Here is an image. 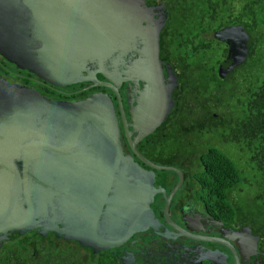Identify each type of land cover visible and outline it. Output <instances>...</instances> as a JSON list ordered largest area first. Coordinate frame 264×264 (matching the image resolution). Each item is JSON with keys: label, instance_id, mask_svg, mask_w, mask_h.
Returning <instances> with one entry per match:
<instances>
[{"label": "flooded vegetation", "instance_id": "flooded-vegetation-1", "mask_svg": "<svg viewBox=\"0 0 264 264\" xmlns=\"http://www.w3.org/2000/svg\"><path fill=\"white\" fill-rule=\"evenodd\" d=\"M145 1L149 7L163 4L160 0ZM168 14L166 7L159 45L165 87L172 94L173 104L158 128L139 138L143 128L135 127L140 121L136 109L144 82L136 72L127 64L107 71L98 67L68 71L58 77L43 72L47 68L37 62L40 44L32 40L29 10L19 0H0V148H6L13 164L20 167L18 198L25 197L26 166L33 175L36 168L46 164L88 171L86 176L76 175L78 178L72 182L60 176L54 178L53 195L71 202V215H59L57 227L61 233L53 230L45 217L39 228L3 239L0 250L6 243L24 242L26 264H46L48 244L56 243L87 248L103 264H264V218L253 210H236L238 191L230 193L234 210L214 206V196L218 194L209 192L201 183L206 167L202 157L208 149L222 152L217 144L224 143L238 155L232 143L224 139L238 127V118L228 111L190 110L192 97L184 93L181 85V77L187 73L185 61L172 56L167 37L171 29ZM223 44L228 51V44ZM169 69L176 76L173 88ZM134 140L137 152L132 147ZM203 143L205 147L201 149ZM152 164L176 169L155 168ZM114 165L128 166L129 173L151 180L147 207L153 214L144 219L140 216L133 224V232L117 246L102 248L96 236L86 240L88 245L66 239L68 229L75 236L80 218L91 222L96 216L94 207L100 200L95 198L102 190V180L96 173ZM119 168L98 215L95 235L103 239L111 237L110 216L118 202H112L111 196L120 194L114 191L116 178L123 173ZM181 177V185L173 192ZM131 188L134 190L136 184ZM133 193L138 196L140 190L136 188ZM61 201H56V208H64ZM117 204L126 211L125 202ZM139 204L129 206L128 211L141 209ZM51 208L48 204L47 209ZM15 248L16 245L12 250Z\"/></svg>", "mask_w": 264, "mask_h": 264}, {"label": "water", "instance_id": "water-1", "mask_svg": "<svg viewBox=\"0 0 264 264\" xmlns=\"http://www.w3.org/2000/svg\"><path fill=\"white\" fill-rule=\"evenodd\" d=\"M19 1L29 10L30 22L33 26L32 40L40 44L36 51L37 62L44 64L47 68L42 69L43 72L58 77L65 76L68 71L80 72L91 68L96 69V67L101 71H107L109 68L127 64L144 82L143 93L140 96L141 103L136 109L140 121L135 127L139 125L143 128L138 137L142 138L158 128L173 104L172 94L168 93L165 87L166 79L160 59L159 36L160 27L164 23L165 5L149 7L145 0ZM214 36L229 46L227 56L220 64L219 74L222 78L230 77L237 66L248 59L253 38L242 25L223 27L215 31ZM169 74V81L173 88L176 85V76L171 69H169ZM149 112L152 116L148 115ZM112 140H114L113 137ZM136 140L132 142V147L137 152ZM117 158L121 159L119 156ZM127 158L131 157L127 155ZM11 159L8 150L0 148V247L3 239H10L16 234L20 235L30 229L39 228V223L45 217L49 218L48 224L52 226V229L61 233L62 231L57 227L59 215H71V202L64 197L53 195L54 178L60 176L72 182V179L82 177L83 173L86 176L87 169L75 168L71 165L46 164L36 168L35 175H33L26 166L23 173L25 197L18 198L20 167L13 164ZM152 166L161 169H176L154 164ZM117 168H119L117 165L110 166L108 172L102 167L96 173L102 180L101 193L95 198L100 200L99 204L95 203L96 216L91 222L80 218L75 236H71V230L68 229L69 236H65L66 239L80 240L82 244L88 245L89 242L86 240L96 236L98 246L102 248L117 246L133 232V224L140 220V216L144 219L149 218L151 213L153 214L154 211L148 213L151 207H147L152 187L151 180L144 175H135V172L129 173L130 167L121 166L119 169L123 173L117 176V186L114 189L120 194H113L111 201L125 202L126 211L125 208L121 209L118 202L116 203L110 216V240L95 235L98 215L103 207L106 192L114 182L113 176ZM108 173L110 175H107ZM181 183L182 177L173 192ZM134 184L140 190V197L133 193L136 190V188L134 190L131 188ZM66 191L69 190L66 189ZM136 197L138 199H135ZM132 199L137 200V203L135 204ZM58 200H62L63 209L56 208ZM138 203L142 204L138 205L141 209L135 212L128 211L129 206L132 208ZM48 204L52 207L51 209H47ZM132 218L134 220L126 223Z\"/></svg>", "mask_w": 264, "mask_h": 264}, {"label": "trees", "instance_id": "trees-1", "mask_svg": "<svg viewBox=\"0 0 264 264\" xmlns=\"http://www.w3.org/2000/svg\"><path fill=\"white\" fill-rule=\"evenodd\" d=\"M160 1L169 9L171 29L167 37L171 54L185 61L187 73L181 77V85L184 93L192 97L190 110L228 111L238 118V127L224 139L232 143L245 162L237 163L210 148L202 157L206 167L201 183L209 192L218 194L214 196V206L231 211L236 207L240 213L253 210L264 218V0ZM229 25L244 26L253 45L248 59L230 77L222 78L218 67L228 51L214 32ZM232 191L239 192L235 207ZM48 245L46 264H103L87 248ZM25 247L22 241L6 243L0 250V264H26Z\"/></svg>", "mask_w": 264, "mask_h": 264}, {"label": "rangeland", "instance_id": "rangeland-1", "mask_svg": "<svg viewBox=\"0 0 264 264\" xmlns=\"http://www.w3.org/2000/svg\"><path fill=\"white\" fill-rule=\"evenodd\" d=\"M205 144H201V149L204 148ZM219 145V149L222 150L223 153H225L227 156H229L231 159H233L235 162H240L242 164V162L244 161L245 162V159H242L240 153L238 152V155L235 153V150L230 146V145H227V144H224V143H220V144H217ZM244 158H246V155L244 156ZM243 189L246 188V186H242ZM250 192H254V189H251ZM241 200L243 201L244 200V197L242 195L241 197ZM244 205L248 207V202L245 200L243 201ZM256 208V207H255Z\"/></svg>", "mask_w": 264, "mask_h": 264}]
</instances>
